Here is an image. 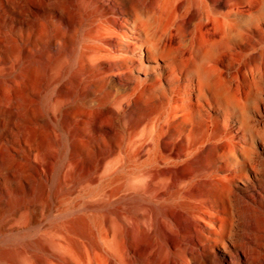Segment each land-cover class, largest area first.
Instances as JSON below:
<instances>
[{
	"label": "bare ground",
	"instance_id": "1",
	"mask_svg": "<svg viewBox=\"0 0 264 264\" xmlns=\"http://www.w3.org/2000/svg\"><path fill=\"white\" fill-rule=\"evenodd\" d=\"M9 67L0 264H264V0H0Z\"/></svg>",
	"mask_w": 264,
	"mask_h": 264
},
{
	"label": "rangeland",
	"instance_id": "2",
	"mask_svg": "<svg viewBox=\"0 0 264 264\" xmlns=\"http://www.w3.org/2000/svg\"><path fill=\"white\" fill-rule=\"evenodd\" d=\"M8 74L7 84L8 87L6 89L0 88V103H4L5 98H15L20 95L21 92V79L20 72L16 68H6L1 69L0 74ZM12 78V79H11ZM13 81V82H11ZM7 92V93H6ZM5 97V98H4ZM0 115V119H1ZM34 134V131H31ZM24 139L20 132L16 131L12 135H10L7 129L0 126V162L1 160H7L14 166H19L21 162L20 152L24 146ZM2 170L0 167V177L2 175Z\"/></svg>",
	"mask_w": 264,
	"mask_h": 264
}]
</instances>
